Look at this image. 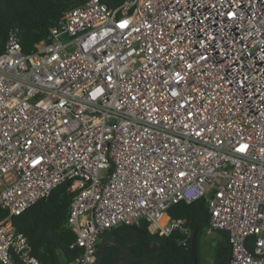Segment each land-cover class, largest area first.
I'll use <instances>...</instances> for the list:
<instances>
[{"label": "built area", "instance_id": "obj_1", "mask_svg": "<svg viewBox=\"0 0 264 264\" xmlns=\"http://www.w3.org/2000/svg\"><path fill=\"white\" fill-rule=\"evenodd\" d=\"M67 181L81 254L66 264H94L104 233L139 221L187 234L168 211L200 198L228 264H264V0H86L28 54L10 32L0 264H42L11 217Z\"/></svg>", "mask_w": 264, "mask_h": 264}, {"label": "trees", "instance_id": "obj_2", "mask_svg": "<svg viewBox=\"0 0 264 264\" xmlns=\"http://www.w3.org/2000/svg\"><path fill=\"white\" fill-rule=\"evenodd\" d=\"M100 1L109 8L115 9L125 0ZM85 2L86 0H0V54L4 51L8 35L12 31H17L22 52L31 53L35 45L47 41L51 29L64 13ZM70 186L71 181L62 183L47 198L39 200L21 214L11 217L14 231L26 237L32 256L42 264H66L81 254L80 248H71L76 236L67 223L74 195L69 191ZM168 214L173 219H184L190 228V235L186 236L180 231L173 232L167 237L151 235L148 233L146 223L140 221L139 227L148 233L149 242L153 245L149 249L131 248V256L151 257L161 264H193L192 232L197 224L202 223L196 236L197 264H201V238L209 217L206 198L191 203L179 202L169 209ZM7 215V211L0 208V221ZM104 235L118 241L143 239L141 234L130 230L127 226H119L102 236ZM248 246L250 247V240ZM116 250V247L107 244L101 264H112ZM96 255L97 257L99 255L98 245ZM229 256L228 238L224 235V240L217 245L213 253L211 264H228Z\"/></svg>", "mask_w": 264, "mask_h": 264}, {"label": "water", "instance_id": "obj_3", "mask_svg": "<svg viewBox=\"0 0 264 264\" xmlns=\"http://www.w3.org/2000/svg\"><path fill=\"white\" fill-rule=\"evenodd\" d=\"M201 226H202V223L197 224L192 233L191 258H192L193 264H197L196 236ZM128 228L143 235V240L142 241L132 240V241H126V242H119L115 240L114 238L102 236L98 242L99 256L94 264H101L103 257H104V248L106 244H111L119 249L113 255V264H133V263L161 264L151 257H146V256L145 257H128L130 255L131 247H144L148 249L153 245V243H149V236L145 231H143L142 229L134 225L129 226ZM120 258L121 259L124 258V260L119 262Z\"/></svg>", "mask_w": 264, "mask_h": 264}, {"label": "crops", "instance_id": "obj_4", "mask_svg": "<svg viewBox=\"0 0 264 264\" xmlns=\"http://www.w3.org/2000/svg\"><path fill=\"white\" fill-rule=\"evenodd\" d=\"M168 216H169V214H168ZM170 217V216H169ZM171 218V217H170ZM184 220V219H183ZM140 222V221H139ZM139 222H137V223H135L134 224V226H136V227H138V228H140L139 227V225H138V223ZM68 223V222H67ZM68 226H69V224H68ZM132 226V225H131ZM146 226H147V224H146ZM70 227V226H69ZM127 227H129V226H127ZM13 228V227H12ZM71 228V227H70ZM117 228V227H116ZM116 228H113V229H116ZM189 228V227H188ZM201 228V227H200ZM141 229V228H140ZM14 230V229H13ZM71 230L74 232V230L71 228ZM112 230V229H111ZM131 230V229H130ZM148 230V229H147ZM110 231V230H109ZM133 231V230H132ZM144 231V230H143ZM108 232V231H107ZM136 232V231H135ZM138 233V232H137ZM147 233V232H146ZM148 233H149V231H148ZM147 233V234H148ZM193 233V232H192ZM74 234H75V236H76V233L74 232ZM140 234V233H139ZM150 234V233H149ZM186 236H189L190 235V228L188 229V233L187 234H185ZM224 235H226V233L225 232H223V231H211V232H208L207 231V225H206V227L204 228V230H203V238H201V248H200V256H201V250H206V249H208V246H209V249H210V251H211V262H212V260H213V253H214V251H215V249H216V247H217V245L219 244V243H221L223 240H224ZM143 236V235H142ZM149 236V235H148ZM158 236V235H157ZM104 237H107L106 235H104ZM159 237H161V236H159ZM101 238V237H100ZM110 238H113V237H110ZM192 238V237H191ZM205 238H207L208 240H209V242L210 243H206L205 241ZM115 239V238H114ZM100 240V239H99ZM116 240V239H115ZM143 240V239H142ZM142 240H135V241H142ZM118 241V240H117ZM129 241H132V240H129ZM119 242H126V241H119ZM149 243H152V242H149ZM98 245V244H97ZM107 245V244H106ZM105 245V246H106ZM111 245V244H110ZM113 246V245H112ZM115 247V246H114ZM117 248V247H116ZM131 248H134V247H131ZM131 248H130V255L128 256V257H133V256H131ZM144 248V247H143ZM98 249H99V247H98ZM146 249V248H145ZM149 249V248H148ZM104 250H105V248H104ZM119 249L117 248V250L114 252V253H116L117 251H118ZM114 255V254H113ZM197 255V254H196ZM99 256V255H98ZM141 257H143V256H141ZM145 257V256H144ZM97 259H98V257H97ZM124 260V258H120L119 259V262H121V261H123ZM155 260V259H154ZM201 260H202V256H201V259H200V262H201ZM203 261V260H202ZM211 262L210 263H208V264H211ZM112 264H113V258H112ZM204 264V263H203Z\"/></svg>", "mask_w": 264, "mask_h": 264}, {"label": "rangeland", "instance_id": "obj_5", "mask_svg": "<svg viewBox=\"0 0 264 264\" xmlns=\"http://www.w3.org/2000/svg\"><path fill=\"white\" fill-rule=\"evenodd\" d=\"M203 238V237H202ZM205 242L206 243H210L209 240L207 238H205ZM99 242V240L97 241ZM201 256H202V260H201V264H208L211 262V251L209 249V246H208V249L206 250H201ZM201 256H200V259H201Z\"/></svg>", "mask_w": 264, "mask_h": 264}, {"label": "snow or ice", "instance_id": "obj_6", "mask_svg": "<svg viewBox=\"0 0 264 264\" xmlns=\"http://www.w3.org/2000/svg\"><path fill=\"white\" fill-rule=\"evenodd\" d=\"M120 26H121V27H125L126 24H121ZM243 147H246V146H243ZM243 147L240 149L241 151L243 150ZM182 175H183V174H182Z\"/></svg>", "mask_w": 264, "mask_h": 264}]
</instances>
